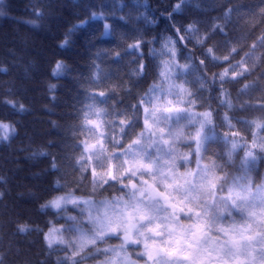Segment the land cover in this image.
Returning <instances> with one entry per match:
<instances>
[{"label":"clouds","instance_id":"1","mask_svg":"<svg viewBox=\"0 0 264 264\" xmlns=\"http://www.w3.org/2000/svg\"><path fill=\"white\" fill-rule=\"evenodd\" d=\"M262 37L264 0H0V264H264Z\"/></svg>","mask_w":264,"mask_h":264},{"label":"trees","instance_id":"2","mask_svg":"<svg viewBox=\"0 0 264 264\" xmlns=\"http://www.w3.org/2000/svg\"><path fill=\"white\" fill-rule=\"evenodd\" d=\"M101 21L97 20V21H92L90 22L89 28L90 29H98L101 26Z\"/></svg>","mask_w":264,"mask_h":264},{"label":"snow or ice","instance_id":"3","mask_svg":"<svg viewBox=\"0 0 264 264\" xmlns=\"http://www.w3.org/2000/svg\"><path fill=\"white\" fill-rule=\"evenodd\" d=\"M262 39H264V37H262ZM253 47H255V45H253ZM233 75H235V73ZM90 123H95V121H90ZM53 238H55V236ZM172 251H175V250H172Z\"/></svg>","mask_w":264,"mask_h":264}]
</instances>
